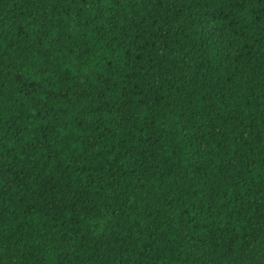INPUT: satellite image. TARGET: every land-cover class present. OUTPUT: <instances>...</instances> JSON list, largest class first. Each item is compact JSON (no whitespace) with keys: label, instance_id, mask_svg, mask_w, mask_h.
Wrapping results in <instances>:
<instances>
[{"label":"trees","instance_id":"trees-1","mask_svg":"<svg viewBox=\"0 0 264 264\" xmlns=\"http://www.w3.org/2000/svg\"><path fill=\"white\" fill-rule=\"evenodd\" d=\"M0 264H264V0H0Z\"/></svg>","mask_w":264,"mask_h":264}]
</instances>
